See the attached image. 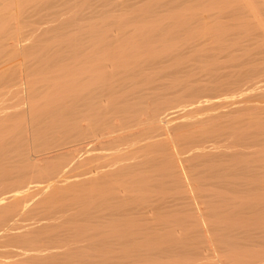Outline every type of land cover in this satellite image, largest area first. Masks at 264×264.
I'll return each instance as SVG.
<instances>
[{"label":"rangeland","instance_id":"374dc122","mask_svg":"<svg viewBox=\"0 0 264 264\" xmlns=\"http://www.w3.org/2000/svg\"><path fill=\"white\" fill-rule=\"evenodd\" d=\"M263 209L264 0H0V264H264Z\"/></svg>","mask_w":264,"mask_h":264},{"label":"bare ground","instance_id":"6f19581e","mask_svg":"<svg viewBox=\"0 0 264 264\" xmlns=\"http://www.w3.org/2000/svg\"><path fill=\"white\" fill-rule=\"evenodd\" d=\"M102 94V93H101ZM59 96V95H58ZM64 96V95H63ZM100 96V95H99ZM28 97H29V95H28ZM58 98V97H57ZM29 101V100H28ZM31 101V100H30ZM52 101V100H51ZM25 102V101H24ZM35 103V102H34ZM33 103V105H35ZM98 103V102H97ZM37 105H38V103H37ZM108 105V104H107ZM40 106V105H39ZM87 107H89V106H87ZM86 107V108H87ZM33 108V107H32ZM44 108V107H43ZM127 108V107H126ZM91 110H92V108H91ZM112 110V109H111ZM113 111V110H112ZM26 112V111H25ZM83 112V111H82ZM40 113V112H39ZM73 113V112H72ZM75 113V112H74ZM48 114V113H47ZM50 114V113H49ZM52 114V113H51ZM110 114H111V112H110ZM40 115V114H39ZM70 115V114H69ZM103 115V114H102ZM33 116V115H32ZM75 116H76V114H75ZM142 117V116H141ZM76 118V117H75ZM74 118V119H75ZM78 118V117H77ZM129 118V117H128ZM143 118V117H142ZM26 120V119H25ZM145 120H147V119H145ZM36 121V120H35ZM34 121V122H35ZM75 121V120H74ZM136 121V120H135ZM148 121V120H147ZM100 122V121H99ZM128 122V121H127ZM132 122V121H131ZM139 123V122H138ZM60 124V123H59ZM65 124V123H64ZM68 125V124H67ZM126 125V124H125ZM159 125H160V123H159ZM162 125V124H161ZM62 126H63V124H62ZM75 126V125H74ZM117 126V125H116ZM55 127H57V126H55ZM76 127V126H75ZM135 127V126H134ZM50 128V127H49ZM66 128V127H65ZM77 129H78V127H76ZM82 129H83V127H81ZM80 128V129H81ZM93 128V127H92ZM123 127H121V129H122ZM53 129H55V128H53ZM58 129V128H57ZM67 129V128H66ZM73 129H75V128H73ZM162 129V128H161ZM160 129V130H161ZM68 130H69V128H68ZM94 130V129H93ZM115 130V129H114ZM138 130V129H137ZM53 131V130H52ZM56 131V130H55ZM66 131V130H65ZM78 131H81V130H78ZM87 131V130H86ZM135 130H133V132H134ZM162 131V130H161ZM152 132V131H151ZM162 132H164V131H162ZM167 132V131H166ZM51 133V132H50ZM80 133V132H79ZM131 133V132H130ZM144 133V132H143ZM147 133V132H146ZM158 133V132H157ZM156 133V134H157ZM49 134V133H48ZM57 134H58V132H57ZM85 134V133H84ZM139 134V133H138ZM73 135V134H72ZM83 135V134H82ZM103 135V134H102ZM70 136V135H69ZM126 136V135H125ZM138 136V135H137ZM152 136V135H151ZM71 137V136H70ZM94 137H97V136H94ZM99 137V136H98ZM107 137V136H106ZM115 137H117V136H115ZM142 137V136H141ZM157 137V136H156ZM164 137V136H163ZM84 138H85V136H84ZM105 138V137H104ZM110 138V137H109ZM114 138V137H113ZM143 138V137H142ZM47 139V138H46ZM52 139V138H51ZM107 139V138H106ZM115 139V138H114ZM149 139V138H148ZM48 140V139H47ZM76 140V139H75ZM141 140V139H140ZM164 140V139H163ZM105 141V140H104ZM107 141V140H106ZM159 141H161V140H159ZM169 141V140H168ZM123 142V141H122ZM141 142V141H140ZM151 142V141H150ZM149 142V143H150ZM106 143V142H105ZM165 143V142H164ZM60 144V143H59ZM96 145V144H95ZM132 145H133V143H132ZM160 145V144H159ZM98 146V145H97ZM130 146V145H129ZM58 147V146H57ZM64 147V146H63ZM99 147V146H98ZM132 147V146H131ZM172 148H173V146H171ZM97 148V147H96ZM109 148V147H108ZM143 148V147H142ZM177 148V147H176ZM166 149V148H165ZM131 150V149H130ZM51 151V150H50ZM107 151V150H106ZM123 151V150H122ZM39 152V151H38ZM45 152V151H44ZM121 152V151H120ZM78 153V152H77ZM131 153V152H130ZM68 154V153H67ZM75 154V153H74ZM79 154V153H78ZM113 154V153H112ZM132 154V153H131ZM111 155V154H110ZM161 155V154H160ZM78 156V155H77ZM76 156V157H77ZM109 156V155H108ZM144 156V155H143ZM79 157V156H78ZM77 157V158H78ZM146 157V156H145ZM105 158V157H104ZM114 158V157H113ZM92 159V158H91ZM142 159V158H141ZM103 161V160H102ZM128 162V161H127ZM85 163V162H84ZM88 163V162H87ZM103 163V162H102ZM86 164V163H85ZM99 163H97V165H98ZM114 164V163H113ZM64 165V164H63ZM71 165V164H70ZM75 165V164H74ZM96 165V166H97ZM137 165V164H136ZM65 166V165H64ZM77 166H79V165H77ZM76 166V167H77ZM86 166H87V164H86ZM102 166H103V164H102ZM101 166V167H102ZM95 167V166H94ZM113 167V166H112ZM67 168H68V166H67ZM88 168V167H87ZM114 168V167H113ZM83 169V168H82ZM104 169V168H103ZM89 170V169H88ZM117 170V169H116ZM136 170V169H135ZM112 171V170H111ZM91 172H92V169H91ZM110 172V171H109ZM125 172V171H124ZM178 172V171H177ZM71 173V172H70ZM65 175V174H64ZM73 175H75V174H73ZM89 175V174H88ZM180 175V174H179ZM53 176V175H52ZM93 176V175H92ZM105 176V175H104ZM103 176V177H104ZM120 176V175H119ZM94 177V176H93ZM76 178V177H75ZM65 179V178H64ZM99 179V178H98ZM171 179H173V178H171ZM171 181V180H170ZM176 181V180H175ZM177 182V181H176ZM43 183V182H42ZM59 183V182H58ZM178 183V182H177ZM40 184V183H39ZM78 184V183H77ZM114 184V183H113ZM117 184V183H116ZM115 184V185H116ZM73 185V184H72ZM54 186V185H53ZM86 186V185H85ZM118 186V185H117ZM151 186V185H150ZM5 187V186H4ZM61 187V186H60ZM71 187V186H70ZM119 187H121V186H119ZM144 187V186H143ZM56 188H57V186H56ZM82 188V187H81ZM151 188V187H150ZM65 189V188H64ZM122 189V188H121ZM144 189V188H143ZM149 189V188H148ZM54 190V189H53ZM81 190V189H80ZM142 190V189H141ZM3 191V190H2ZM6 191V190H5ZM139 191V190H138ZM51 192V191H50ZM101 192H102V190H101ZM195 192V191H194ZM96 193V192H95ZM104 193V192H103ZM124 193V192H123ZM71 194V193H70ZM76 194V193H75ZM100 194V193H99ZM102 194V193H101ZM86 195V194H85ZM91 195V194H90ZM133 195V194H132ZM137 195V194H136ZM98 196V195H97ZM187 196V195H186ZM83 197V196H82ZM65 198V197H64ZM67 198V197H66ZM71 198V197H70ZM90 198V197H89ZM115 198V197H114ZM123 198V197H122ZM164 198V197H163ZM18 199V198H17ZM118 199V198H117ZM221 199V198H220ZM67 200V199H66ZM97 200V199H96ZM105 200V199H104ZM180 200H182V199H180ZM9 201V200H8ZM16 201V200H15ZM76 201V200H75ZM179 201V200H178ZM188 201V200H187ZM55 202V201H54ZM58 202V201H57ZM110 202V201H109ZM161 202V201H160ZM169 203V202H168ZM27 204V203H26ZM52 204V203H51ZM62 204V203H61ZM116 204V203H115ZM24 205V204H23ZM96 205V204H95ZM186 205V204H185ZM188 205V204H187ZM229 205V204H228ZM231 205V204H230ZM106 206V205H105ZM161 206V205H160ZM172 206V205H171ZM2 207V206H1ZM24 207V206H23ZM59 207V206H58ZM85 207V206H84ZM110 207H111V205H110ZM156 207V206H155ZM182 207V206H181ZM203 207V206H202ZM72 208V207H71ZM78 207H76V209H77ZM80 208V207H79ZM82 208V207H81ZM94 208V207H93ZM132 208V207H131ZM159 208V207H158ZM165 208V207H164ZM121 209H122V207H121ZM6 210H8V209H6ZM11 210V209H10ZM55 210V209H54ZM91 210V209H90ZM95 210V209H94ZM131 210V209H130ZM165 210H167V208L165 209ZM168 210H170V209H168ZM201 210V209H200ZM224 210V209H223ZM239 210V209H238ZM264 210V209H263ZM14 211V210H13ZM62 211V210H61ZM204 211V210H203ZM261 211V210H260ZM79 212H81V211H79ZM88 212H89V210H88ZM87 212V213H88ZM98 212H100V211H98ZM169 212V211H168ZM223 212V211H222ZM225 212V211H224ZM223 212V213H224ZM229 212V211H228ZM14 213H16V212H14ZM19 213V212H18ZM54 213V212H53ZM92 213H94V212H92ZM101 213V212H100ZM110 213V212H109ZM155 213V212H154ZM160 213V212H159ZM177 213V212H176ZM175 213V214H176ZM239 213H241V212H239ZM12 214V213H11ZM60 214V213H59ZM135 214V213H134ZM149 214V213H148ZM168 214H170V213H168ZM236 214V213H235ZM257 214V213H256ZM14 215V214H13ZM64 215V214H63ZM115 215V214H114ZM160 215V214H159ZM166 215V214H165ZM233 215V214H232ZM19 216V215H18ZM17 216V217H18ZM47 216V215H46ZM55 216V215H54ZM128 216V215H127ZM132 216V215H131ZM161 216V215H160ZM169 216V215H168ZM235 216V215H234ZM56 217V216H55ZM62 217V216H61ZM70 217V216H69ZM78 217V216H77ZM119 217V216H118ZM135 217V216H134ZM1 218V217H0ZM57 218V217H56ZM65 218V217H64ZM84 218V217H83ZM121 218V217H120ZM123 218V217H122ZM133 218V217H132ZM145 218V217H144ZM157 218V217H156ZM232 218V217H231ZM55 219V218H54ZM61 219V218H60ZM59 219V220H60ZM80 219V218H79ZM92 219V218H91ZM90 219V220H91ZM138 219V218H137ZM164 219V218H163ZM9 220V219H8ZM62 220V219H61ZM156 220V219H155ZM224 220V219H223ZM49 221V220H48ZM57 221V220H56ZM152 221V220H151ZM7 222V221H6ZM22 222V221H21ZM90 222H92V221H90ZM89 222V223H90ZM94 222V221H93ZM101 222V221H100ZM153 222V221H152ZM224 222V221H223ZM82 223V222H81ZM94 223H96V222H94ZM175 223H176V221H175ZM207 223V222H206ZM238 223V222H237ZM75 224V223H74ZM85 224V223H84ZM173 224V223H172ZM125 225V224H124ZM143 225V224H142ZM229 226H230V224H228ZM238 225V224H237ZM51 226V225H50ZM79 226V225H78ZM94 226V225H93ZM155 226V225H154ZM153 226V227H154ZM219 226H221V225H219ZM226 226H227V224H226ZM236 226V225H235ZM131 227V226H130ZM151 227V226H150ZM156 227H158V226H156ZM234 227V226H233ZM49 228V227H48ZM76 228V227H75ZM94 228V227H93ZM135 228V227H134ZM139 228V227H138ZM230 228V227H229ZM95 229V228H94ZM140 229H142L141 227H140ZM143 229H144V227H143ZM149 229V228H148ZM208 229V228H207ZM212 229V228H211ZM51 230V229H50ZM78 230V229H77ZM129 230V229H128ZM147 230V229H146ZM153 230V229H152ZM210 230V229H209ZM218 230V229H217ZM2 231V230H1ZM118 231V230H117ZM211 231V230H210ZM219 231V230H218ZM46 232V231H45ZM50 232V231H49ZM62 232V231H61ZM166 232V231H165ZM56 233V232H55ZM60 233V232H59ZM64 233V232H63ZM75 233V232H74ZM140 233V232H139ZM142 233V232H141ZM147 233V232H146ZM155 233V232H154ZM157 233V232H156ZM155 233V234H156ZM40 234V233H39ZM95 234V233H94ZM119 234V233H118ZM149 234V233H148ZM147 234V235H148ZM96 235H98V234H96ZM145 235V234H144ZM152 235H153V233H152ZM250 236V235H249ZM63 237V236H62ZM72 237V236H71ZM90 237V236H89ZM143 237V236H142ZM93 238V237H92ZM242 238V237H241ZM246 238V237H245ZM49 239V238H48ZM74 239V238H73ZM248 239V238H247ZM67 240H68V238H67ZM77 240V239H76ZM250 240V239H249ZM21 241V240H20ZM23 241V240H22ZM25 241V240H24ZM56 241V240H55ZM78 241V240H77ZM14 242V241H13ZM50 242V241H49ZM246 242V241H245ZM250 242V241H249ZM19 243V242H18ZM229 243V242H228ZM14 244H15V246L16 245H18V244H16L15 242H14ZM30 245V244H29ZM228 245V244H227ZM20 246V245H19ZM242 246V245H241ZM246 246V245H245ZM13 247V246H12ZM11 247V248H12ZM25 247H26V245H25ZM244 247V246H243ZM8 248H10V246L8 247ZM232 248V247H231ZM236 248V247H235ZM241 248V247H240ZM15 249H17V247L15 248ZM211 249V248H210ZM222 249V248H221ZM234 249V248H233ZM7 250V249H6ZM11 250V249H10ZM18 250V249H17ZM171 250V249H170ZM176 250V249H175ZM180 250V249H179ZM185 250V249H184ZM223 250H225V249H223ZM229 250V249H228ZM236 250V249H235ZM9 251V250H8ZM13 251H16V250H13ZM19 251H22V250H19ZM25 251V250H24ZM195 251V250H194ZM193 251V252H194ZM226 251V250H225ZM230 251V250H229ZM7 252V251H6ZM17 252V251H16ZM175 252V251H174ZM177 252H178V250H177ZM177 252H175V253H177ZM197 252V251H196ZM223 252V251H222ZM9 253V252H8ZM12 252H10L9 254H11ZM14 253V252H13ZM184 253V252H183ZM209 253V252H208ZM173 254V253H172ZM182 254V253H181ZM180 254V255H181ZM60 255V254H59ZM168 255V254H167ZM171 255V254H170ZM178 255V254H177ZM194 255V257H196V255L195 254H193ZM253 255V254H252ZM65 256V255H64ZM67 256V255H66ZM161 256V255H160ZM251 256V255H250ZM259 256V255H258ZM14 257V256H13ZM54 257V256H53ZM57 257V256H56ZM62 257V256H61ZM61 257H59V258H61ZM26 258V257H25ZM33 258V257H32ZM58 258V259H59ZM169 258V257H168ZM185 258V257H184ZM251 258H252V256H251ZM255 259H256V257H254ZM70 259V258H69ZM166 259V258H165ZM179 259V258H178ZM183 259V258H182ZM60 260V259H59ZM58 260V261H59ZM169 260V259H168ZM207 260V259H206ZM258 260V259H257ZM61 262V261H60ZM248 262V261H247ZM92 263V262H91ZM244 263H246V262H244ZM250 263V262H249ZM48 264V263H47ZM73 264V263H72ZM77 264V263H76ZM83 264V263H82ZM87 264V263H86ZM251 264H253V263H251Z\"/></svg>","mask_w":264,"mask_h":264}]
</instances>
